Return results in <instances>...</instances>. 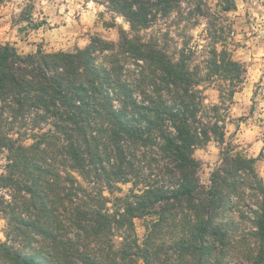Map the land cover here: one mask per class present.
Returning <instances> with one entry per match:
<instances>
[{"label":"trees","instance_id":"16d2710c","mask_svg":"<svg viewBox=\"0 0 264 264\" xmlns=\"http://www.w3.org/2000/svg\"><path fill=\"white\" fill-rule=\"evenodd\" d=\"M105 3L129 26L116 42L91 36L74 52L23 56L0 44V189L8 197L0 193V264H264L254 159L225 147L204 184L193 155L210 140L223 146L222 111L245 80L222 24L234 0H217V11L206 0ZM171 16L191 27L205 21L202 67H191L186 42L171 48L148 33ZM211 81L219 104L206 106ZM18 121L29 124L26 137L13 132ZM246 190L258 204L243 228L231 215L243 217Z\"/></svg>","mask_w":264,"mask_h":264},{"label":"rangeland","instance_id":"374dc122","mask_svg":"<svg viewBox=\"0 0 264 264\" xmlns=\"http://www.w3.org/2000/svg\"><path fill=\"white\" fill-rule=\"evenodd\" d=\"M206 2L212 11L220 10L216 7L217 0ZM234 4L232 11L222 15V24L229 30L227 48L231 50L233 59L246 70L245 80L241 90L233 96L231 103L226 104V110L222 111L225 116L223 146L210 140L206 145L197 147L193 155L200 165L201 183H208L212 170L220 163L223 148L230 147V154L254 159L255 172L264 185V0H234ZM172 18L159 20L148 33L158 38L166 36L171 48L186 42L195 52L190 60L191 67L195 64L202 67L203 55L209 42L205 34V21L200 19L195 27H191L185 21L174 24L170 22ZM128 29V24L121 16L107 10L105 0L0 2V44L9 45L21 56L38 50L43 53L74 52L84 48L91 36L116 42L120 30ZM202 94L206 106L219 104V93L214 82L206 83ZM26 125H29L27 121L14 123L13 132L19 130L26 137ZM5 156V152L0 153V174L6 164ZM151 169L152 174H157L156 167ZM118 188L120 190H115V195L123 196L128 192L130 184L118 185ZM245 192V199L237 204L243 217L239 213L231 215L243 228L249 227L258 204L254 192ZM0 193L8 198L5 190L0 189ZM143 225L144 220H135L139 240L144 235ZM5 230L6 221L0 214V243L5 241Z\"/></svg>","mask_w":264,"mask_h":264}]
</instances>
